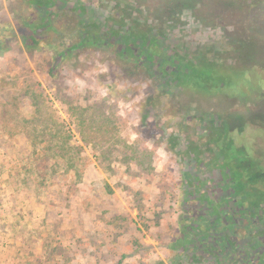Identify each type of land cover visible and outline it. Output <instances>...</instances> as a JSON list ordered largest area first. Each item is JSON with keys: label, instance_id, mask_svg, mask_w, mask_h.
I'll return each instance as SVG.
<instances>
[{"label": "rangeland", "instance_id": "rangeland-1", "mask_svg": "<svg viewBox=\"0 0 264 264\" xmlns=\"http://www.w3.org/2000/svg\"><path fill=\"white\" fill-rule=\"evenodd\" d=\"M78 1L91 24L126 15L152 26L164 50L206 53L222 67L245 63L241 47L252 39L251 62L229 68L238 90L225 100L176 94L104 44L55 65L48 43L29 51L19 40L22 21L40 20L39 11L0 0V264H185L170 245L185 175L203 190L217 182L210 127L223 129L214 144L264 173V0ZM82 21L74 15L61 40L88 30ZM187 145L199 148L201 167Z\"/></svg>", "mask_w": 264, "mask_h": 264}, {"label": "trees", "instance_id": "trees-1", "mask_svg": "<svg viewBox=\"0 0 264 264\" xmlns=\"http://www.w3.org/2000/svg\"><path fill=\"white\" fill-rule=\"evenodd\" d=\"M188 1L178 0L172 5L195 8L187 4ZM26 2L39 11L40 20L33 23L22 21L18 27L19 40L29 51L48 43L47 46L52 48L55 65L86 45L104 44L122 66L134 70L140 63L147 65L167 89L176 94L194 93L209 98L219 96L225 100L227 91L233 88L232 92L236 93L238 90L237 81H231L226 76L229 68L238 69L252 58L249 55L252 52L248 49L253 45L251 38L248 45L241 47V52L246 53L243 58L245 63L236 57L238 67H222V64H218L215 58H209L206 53H185L181 56L175 50H164L160 47L159 33L153 31L152 26L139 24L137 19H128L126 15H122L117 24L113 20L110 27L106 21L111 18L109 16L99 26L90 23L89 16H85V6L80 5L78 0L75 3L69 0ZM192 3L199 4L195 0ZM74 15L83 20V26L89 28L83 33H72L67 40L62 41L60 35L72 25L70 21ZM113 25L116 26L115 30ZM241 28L244 32L243 26ZM235 32H238V28ZM52 34L57 36L54 42L50 41L49 36ZM237 37L233 39L243 44ZM54 74L55 67L49 70L50 76ZM210 131L213 138L209 143L215 147L212 171L216 173L217 182L214 187L203 190L201 188L204 184L195 173L185 175L181 189L184 218L179 223V237L170 248L175 251L180 262L185 264H264V191L258 183L264 178V173L260 172V164L254 159L246 162L237 154L230 156L225 146L212 142L223 131L220 124L212 125ZM193 151H196V166L201 167L198 147L187 145L184 153ZM187 213L193 215L187 218Z\"/></svg>", "mask_w": 264, "mask_h": 264}]
</instances>
